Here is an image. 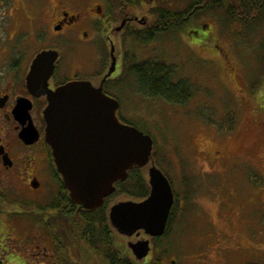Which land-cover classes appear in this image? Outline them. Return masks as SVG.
Returning <instances> with one entry per match:
<instances>
[{"label": "rangeland", "instance_id": "obj_1", "mask_svg": "<svg viewBox=\"0 0 264 264\" xmlns=\"http://www.w3.org/2000/svg\"><path fill=\"white\" fill-rule=\"evenodd\" d=\"M51 2L0 0V46L8 45L19 29L14 23ZM203 23L216 37L212 42L197 38L203 45L196 42L194 49L175 32L151 45L131 47L135 62L164 61L175 68L176 81H190L194 96L185 105L150 98L133 74L123 75L125 83L111 90L121 103L118 117L152 135L155 164L179 198L170 234L152 244L147 259L158 257L159 264H264V15L245 25L217 8L203 15ZM1 195L7 199L4 205L0 201L1 222L18 227L16 236L0 231L1 252L14 256L8 264H53L52 250L43 255L45 241L32 233L36 225L26 213L24 204L33 196H16L0 179ZM63 241L65 259L100 264L89 249L75 253V244Z\"/></svg>", "mask_w": 264, "mask_h": 264}, {"label": "flooded vegetation", "instance_id": "obj_2", "mask_svg": "<svg viewBox=\"0 0 264 264\" xmlns=\"http://www.w3.org/2000/svg\"><path fill=\"white\" fill-rule=\"evenodd\" d=\"M216 1L53 0L44 9H36L32 14L23 16L20 23H14V28L19 29H14L11 33L8 45L0 46V179L11 185L16 196H33L29 204H24L25 208H28L27 211L25 208L23 210L33 217L36 226L32 233L37 232V239L41 240V237L45 241L43 255L49 256L48 251L52 250L50 256H54L53 264H58L59 261L61 264H74L65 259L66 247L63 239L75 244L73 252L87 248L94 256L101 258L100 264H110L107 252L112 247L109 243L111 233H108V240L103 234L102 237L99 234L90 238L92 227L100 225V221H94L92 215L105 206V203L110 202V221V209L121 200L113 199L114 193L105 198L101 207L94 210L82 209L71 201L70 192L56 168L53 149L46 138L44 113L49 103L48 91L56 92L68 82L78 80L90 81L99 88L115 61L116 71L105 81L103 91L118 100L111 91L112 88L125 83L122 76L131 75L133 66L144 62H135L131 47L138 43L151 45L161 35L172 32L184 39L186 45L193 49L194 46L203 45L197 38L212 42L216 36L209 25L202 24V18L203 15H209V12L219 8ZM227 7L223 8L227 11ZM45 50L59 54L53 74L47 79L46 85L42 83L43 75L37 76L35 85L32 82L30 84L33 62ZM131 59L134 61L131 62ZM152 60L155 59L146 61ZM172 79L176 81L175 77ZM137 83L139 86L142 84L141 80ZM120 120L124 121L121 117ZM152 161L155 164L154 151ZM151 166V163L148 164L149 168ZM169 180L173 186L170 178ZM118 182L115 183V188ZM173 190L174 209L179 198L174 186ZM0 201L2 204L6 202V196L1 195ZM173 209L166 229L172 219ZM2 210L3 207L0 206V214ZM112 229L115 247L126 252V255L131 253L134 256L129 247L128 236L113 227ZM0 231L6 234L14 233L16 236L18 227L10 222H1L0 217ZM167 231L168 229L165 234ZM145 235V231H142L133 237L137 241L151 240L153 251L155 237L146 235L148 239H140ZM164 235L157 238L167 237ZM96 238L103 242L102 251L95 249L90 243H94ZM3 254L6 253L0 249V264L13 262L14 256Z\"/></svg>", "mask_w": 264, "mask_h": 264}, {"label": "water", "instance_id": "obj_3", "mask_svg": "<svg viewBox=\"0 0 264 264\" xmlns=\"http://www.w3.org/2000/svg\"><path fill=\"white\" fill-rule=\"evenodd\" d=\"M58 56L56 51L39 54L33 62L30 84L43 75L42 83L46 85ZM115 67L114 61L99 88L90 81L78 80L68 82L56 92L47 89L46 138L71 201L82 209L101 207L105 198L115 193L116 182H125L131 169L145 168L151 163L148 170L151 192L147 199L116 203L110 209V221L125 236L145 231L157 238L167 230L175 203L174 190L168 176L152 161L153 137L121 122L117 113L121 103L103 91ZM129 247L138 261L143 260L151 252V240L130 241Z\"/></svg>", "mask_w": 264, "mask_h": 264}, {"label": "trees", "instance_id": "obj_4", "mask_svg": "<svg viewBox=\"0 0 264 264\" xmlns=\"http://www.w3.org/2000/svg\"><path fill=\"white\" fill-rule=\"evenodd\" d=\"M216 4L219 8L227 7V12L233 19H237L243 24L249 22H255L258 18L264 15V0H217ZM131 73L141 80L140 89L150 96V98H161L168 100L170 103H177L185 105L193 96L190 81L187 79H181L174 81L172 78L175 76V68L171 67L164 61L152 60V62H142L140 65H134L131 69ZM122 119V118H121ZM128 123V122H126ZM131 124V123H129ZM132 125V124H131ZM156 144L154 149V157L156 158ZM129 178L125 182H118L116 184V192L113 195V199H119L121 197L129 198L134 201L146 200L151 192L149 185V177L147 176L146 168L135 167L129 171ZM110 202L105 203V206L99 208L92 215L93 220L100 221V225L92 227L90 238H95L99 234H102L106 240L111 238L109 243L112 245L111 250L107 252L108 261L110 264H159L161 261L158 257H152L150 260L138 261L130 253L126 255V252L120 251L115 247L113 242V229L110 221L108 220ZM178 203L175 205L172 213V219L168 226V231L164 236H168L171 231V222L174 220V215L177 212ZM97 229L99 231H97ZM89 232V229H88ZM156 244L162 242V237L154 239ZM95 249L102 251L103 247L98 239L93 243L90 241Z\"/></svg>", "mask_w": 264, "mask_h": 264}]
</instances>
